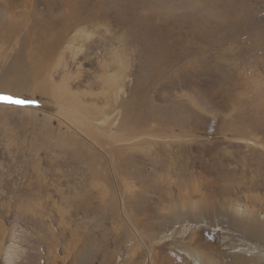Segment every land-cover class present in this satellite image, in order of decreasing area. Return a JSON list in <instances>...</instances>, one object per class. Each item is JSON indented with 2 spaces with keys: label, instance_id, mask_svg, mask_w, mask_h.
I'll list each match as a JSON object with an SVG mask.
<instances>
[{
  "label": "rangeland",
  "instance_id": "1",
  "mask_svg": "<svg viewBox=\"0 0 264 264\" xmlns=\"http://www.w3.org/2000/svg\"><path fill=\"white\" fill-rule=\"evenodd\" d=\"M0 98V264L264 246V0H0Z\"/></svg>",
  "mask_w": 264,
  "mask_h": 264
},
{
  "label": "bare ground",
  "instance_id": "2",
  "mask_svg": "<svg viewBox=\"0 0 264 264\" xmlns=\"http://www.w3.org/2000/svg\"><path fill=\"white\" fill-rule=\"evenodd\" d=\"M0 101L1 102L4 101L3 98ZM26 102L23 101V104H20V105L26 107L27 106V103ZM60 107H61V110H65V112H66L65 115H67V118H65L66 121H67L66 124L68 126H70L71 128H74L73 125H72V123H75L76 124V122H78L79 125H80L79 127L80 128H83V129H86L88 126L89 127H93V126H91L92 125L91 122L94 120V119L92 120V117H89L88 118L87 115H83V116L78 115L77 118L73 119L75 116L74 117L72 116V114L69 112V110L67 109V107H65L64 105H62ZM77 113L78 112H76V114ZM70 117H72V118L70 119ZM79 118H81V119L78 120ZM67 119H69V120H67ZM77 130H79V129H77ZM88 131H89V129H88ZM189 203H190V201H189ZM182 204H183V202H182ZM191 208L193 209V207H191ZM194 209H195V211H197L196 208H194ZM205 210H207V209H205ZM227 210L229 211V209H227ZM241 211L243 213L244 208H242ZM189 213H192V211L189 212ZM230 213L233 214L232 215L233 217L231 216L232 221H235V219H237V220H243V225L244 224L249 225V223H248L249 220H246V219H249L250 217L251 218H254L253 215L255 214L252 210H249L246 207V213H243V214L246 215L247 217H246L245 220H244V218L243 219H240L236 215L237 214L236 208L234 206H232V205H230ZM225 220L226 219H224V221ZM192 223H194V222H192ZM199 223L200 222H195L192 225H182L179 229L177 228V231L174 230L171 233H169L168 235H163V234L161 236H156V235L154 236V235H152L151 238H150V241H151L152 245H158L159 243L166 242L167 240L170 241V242H173V243H180V244H182V249H183L182 252L186 255V258L189 261H191L192 263H194V264H221L220 258L218 257L220 255L217 256L215 254H212L211 251L209 252L208 251L209 248L206 245H201V244L194 245V243H192V241L190 239L188 241L184 239V237L186 236V234H188L187 233L188 230H192V234L194 232L196 233L197 231H200L201 230V228L199 226ZM219 223H221V222H219ZM232 224H234V223H232ZM263 224H264V222H263ZM205 227H206V225H205ZM223 234L224 233H221V235H220V236H222L221 241L223 240V238L224 239L226 238ZM189 237L190 236H188V238ZM222 243H224V242H221V244ZM223 246H226V245L224 244ZM226 248H228V247H226ZM220 253L221 254L227 253V255L233 260V263H235V264H264V246L258 247V246H254V245H252L250 243H243L241 246H233L232 248H229L228 250L221 251Z\"/></svg>",
  "mask_w": 264,
  "mask_h": 264
},
{
  "label": "snow or ice",
  "instance_id": "3",
  "mask_svg": "<svg viewBox=\"0 0 264 264\" xmlns=\"http://www.w3.org/2000/svg\"><path fill=\"white\" fill-rule=\"evenodd\" d=\"M5 100L7 102H10V103H15V104H23V101H20V100H14V99H11V98H5Z\"/></svg>",
  "mask_w": 264,
  "mask_h": 264
}]
</instances>
